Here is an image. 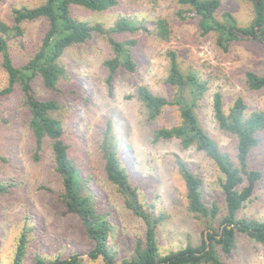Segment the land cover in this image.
Wrapping results in <instances>:
<instances>
[{
	"label": "rangeland",
	"instance_id": "1",
	"mask_svg": "<svg viewBox=\"0 0 264 264\" xmlns=\"http://www.w3.org/2000/svg\"><path fill=\"white\" fill-rule=\"evenodd\" d=\"M43 1L2 0L0 21L11 25L13 8L33 7ZM71 11L77 18L92 23L110 26L118 18L128 17L147 28L116 35L120 40L136 41L132 54L137 67L133 72L118 69L110 83L103 61L113 54L108 41L100 35L65 50L59 62L65 67L66 76L59 79L54 90L46 89L38 75L32 80L38 99H52L59 104L51 115L60 122L68 155L84 180L81 182L111 223L113 231L107 244L115 262L133 255L136 241L144 239L145 224L127 209L123 196L105 178L99 145L107 120L113 122L118 154L139 203L155 215L165 214L156 228L160 253L166 254L186 243L198 244L206 233L205 220L187 210L185 186L175 159L181 158L201 178L203 199L207 204L217 202L219 219L225 212L218 186L221 175L212 160L195 147L184 149L177 139L153 142V129L176 124L178 110L175 106L165 107L158 118L149 121L135 91L139 85H145L155 94L172 97L174 89L165 79L169 70L167 51L174 50L184 71H196L207 81L208 90L196 108L198 117L219 148L236 160L237 138L218 127L212 113V96L215 92L222 94L226 111L240 98L246 106L245 116L253 111L264 112V88L251 90L245 83L247 71L262 73L260 48L244 40L235 41L227 51H222L215 43V34L200 35L198 18L193 13L186 19L176 15L177 11L188 13V6L177 0H118L116 6L102 12L78 6H72ZM224 11H230L241 25L252 18V7L246 0H220L217 18ZM159 18L167 22V38L160 36L156 24ZM22 26L23 34L9 39L11 57L17 66L35 53L47 25L44 20H34ZM6 79L0 58V89L6 85ZM28 122L29 112L19 86L11 94L0 96V181L11 184L0 195V264H12L22 232L26 234L23 264H32L35 255L54 260L74 254L79 255L83 264H103L101 257H88L92 243L79 217L63 213L59 197L61 178L55 172L47 139L42 143L39 159H34L35 141ZM258 137L260 142L250 151L248 166L262 175L237 216L264 222V129ZM219 254L226 264H264V243L237 232L231 253Z\"/></svg>",
	"mask_w": 264,
	"mask_h": 264
},
{
	"label": "trees",
	"instance_id": "2",
	"mask_svg": "<svg viewBox=\"0 0 264 264\" xmlns=\"http://www.w3.org/2000/svg\"><path fill=\"white\" fill-rule=\"evenodd\" d=\"M2 1V0H0ZM188 6V13L177 11L180 19L193 13L198 18L201 36L215 34V43L227 51L235 41H249L258 45L261 51L262 73L247 71L245 83L251 90L264 88V0H246L252 7V18L246 25L238 23L230 11H224L221 18L216 12L220 0H177ZM118 0H44L33 7L12 9V24L0 21V58L1 67L7 75L6 85L0 89V96L11 94L16 86L23 93V101L29 112L28 125L35 141L34 159H39V151L45 139L50 142L55 172L60 176L62 192L60 202L63 213L79 217L92 248L88 252L90 259L101 257L103 264H226L220 257L230 254L236 245L237 232L257 243H264V222L255 218H240L238 211L253 194L257 181L261 178L259 170L248 166V156L260 139L258 133L264 129V112L253 111L245 116V104L240 98L224 110L223 96L215 92L212 96V113L218 127L237 138L236 160L223 152L217 142L201 125L196 108L205 92L207 81L196 71H184L179 65L177 53L167 51L169 70L166 83L173 89L168 98L155 94L147 86L139 85L135 95L144 107L146 117L154 121L163 109L175 106L178 110V122L170 127H158L152 131V141L177 139L184 149L195 147L212 160L220 173L218 186L223 194L225 212L219 219V206L215 200L205 203L202 193V180L188 168L179 157L175 163L185 186L187 210L197 218L205 220V231L198 244L186 243L185 246L161 254L157 243L156 228L165 219V214L155 215L139 203L135 188L130 185L129 174L118 154V141L113 132V122L107 120L102 131L99 150L103 158V172L109 183L114 185L124 198V204L133 215L141 218L145 224L143 240H137L133 255L119 263L107 244L113 228L106 213L92 193L83 184V178L68 155V145L63 139V130L58 119L51 115L59 109L55 100L38 99L33 92L32 80L40 76L46 89L54 90L60 78L66 76V69L59 62L65 50L87 42L96 35L103 36L109 43L113 56L103 61L108 70L107 83L118 69L129 72L136 70L137 64L132 54L134 39L120 40L116 35L146 31V27L128 17L118 18L113 25L101 22H88L72 14L71 7L78 6L90 11L102 12L113 8ZM44 20L46 30L43 33L35 53L22 65L14 64L9 39L23 34L24 22ZM160 36L168 37V26L164 19H157ZM9 183L0 181V195L9 189ZM217 221V225L215 224ZM26 234L22 232L16 246L12 264H23ZM32 264H83L78 254L66 259L47 260L35 255Z\"/></svg>",
	"mask_w": 264,
	"mask_h": 264
}]
</instances>
